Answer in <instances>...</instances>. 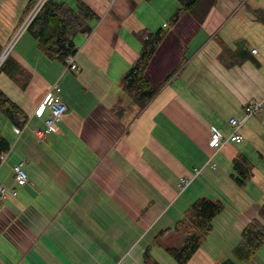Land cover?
I'll return each mask as SVG.
<instances>
[{
	"label": "crops",
	"instance_id": "1",
	"mask_svg": "<svg viewBox=\"0 0 264 264\" xmlns=\"http://www.w3.org/2000/svg\"><path fill=\"white\" fill-rule=\"evenodd\" d=\"M27 2L0 0L2 47ZM85 2L99 19L74 38L78 71L48 57L29 31L0 69V90L27 121L17 132L0 117L10 144L0 187L18 190L0 200V264H145L147 251L159 264H180L168 249L185 234L173 227L201 197L224 207L186 264H264V245L249 259L236 252L244 227L264 224V109L242 124V141L210 143L212 131L229 137L230 119L264 101V23L253 12L264 0H216L196 10L202 22L184 12L174 26L178 0ZM161 28L168 33L146 72L159 90L140 107L123 78L140 56L139 33ZM55 84L69 110L40 140L33 129L48 112L35 110ZM239 157L252 166L243 183ZM21 160L22 186L13 170Z\"/></svg>",
	"mask_w": 264,
	"mask_h": 264
},
{
	"label": "trees",
	"instance_id": "2",
	"mask_svg": "<svg viewBox=\"0 0 264 264\" xmlns=\"http://www.w3.org/2000/svg\"><path fill=\"white\" fill-rule=\"evenodd\" d=\"M37 0H28L23 19ZM76 6L61 0H48L39 14L33 19L28 30L39 42L48 57L65 61L70 54L77 53L74 38L78 34H87L92 30L94 21L99 15L85 2L75 0ZM179 6L170 18V26H174L184 12L191 14L197 21L202 22L204 16L198 15L196 10L207 4L208 7L216 0H178ZM253 12L259 21L264 23V10L254 9ZM23 21V20H22ZM168 30L159 29L156 32L142 31L139 38L142 41L140 56L134 62L123 81L131 98L143 107L159 90V86H153L146 77L150 61L165 39ZM3 47L0 44V53ZM4 62L3 66L5 65ZM2 66V67H3ZM1 67V68H2ZM0 113L17 126L24 125L26 119L19 105L13 101L4 91L0 90ZM10 144L0 136V154L8 151ZM1 163V162H0ZM247 165V166H245ZM235 169L238 172L236 180L243 183L251 176L249 169L252 167L249 159L236 158ZM223 203L206 197L198 198L185 211L184 217L173 227L174 230L183 232L185 239L181 247H172L168 252L180 264H186L201 246L208 234L213 229V219L223 209ZM259 215L264 220V203L259 209ZM171 230V229H167ZM264 245V224L255 219L248 223L241 234V242L236 252L244 259L252 258L259 248ZM145 264H159L154 260L149 251L144 255Z\"/></svg>",
	"mask_w": 264,
	"mask_h": 264
},
{
	"label": "built area",
	"instance_id": "3",
	"mask_svg": "<svg viewBox=\"0 0 264 264\" xmlns=\"http://www.w3.org/2000/svg\"><path fill=\"white\" fill-rule=\"evenodd\" d=\"M48 0H37L33 7L29 10L22 24L18 28V30L14 33V35L7 41L4 45L1 53H0V69L5 62L6 58L10 55L15 45L21 36L28 30L29 25L33 21V19L39 14L44 4ZM256 51V49L254 50ZM66 68L68 70L78 71L80 69L79 64L76 61L75 54H70L66 57L65 60ZM60 85L55 84L53 88L46 94L44 99L40 102L35 110L36 116H41L45 111L48 112L47 117L44 119L43 127H36L33 129V133L40 139L45 140L47 136L51 133L53 126L56 122L60 121L65 113L69 110L68 104L62 99L60 93ZM264 101L263 100H255L252 103H249L245 108V116L242 120L237 119L236 117H232L230 119V123L233 126V131L229 135V137L224 138L219 132L212 131V136L210 139V143L212 146L219 147L224 145L228 140L240 142L243 140V136L238 133V130L242 127V124L248 119L250 116L254 115L258 110L264 109ZM27 126V121L24 122L22 127H17L16 131L21 132V130ZM7 154H0L1 163L6 161ZM25 160H21L18 163H15L13 166L14 170V180L17 185H26L29 182V176L24 169ZM190 183L189 179L182 178V186L186 187ZM8 193H11L13 196L17 195L18 190L16 187H0V200L4 199Z\"/></svg>",
	"mask_w": 264,
	"mask_h": 264
},
{
	"label": "rangeland",
	"instance_id": "4",
	"mask_svg": "<svg viewBox=\"0 0 264 264\" xmlns=\"http://www.w3.org/2000/svg\"><path fill=\"white\" fill-rule=\"evenodd\" d=\"M26 4H27V3H26ZM25 6H26V5H25ZM25 6H24V8H25ZM15 7H16V3L13 4V8H15ZM21 24H22V23H20V25H21ZM20 25H19V26L17 27V29L13 32V34L11 35V37H12V36L14 35V33L18 30V28L20 27ZM11 37H10V38H11ZM10 38H9V39H10ZM6 43H7V42H6ZM6 59H7V58H6ZM22 69H23V68H22ZM0 117L2 118V120L7 119L6 116H4V115L1 114V113H0ZM168 257H170V256H168Z\"/></svg>",
	"mask_w": 264,
	"mask_h": 264
}]
</instances>
